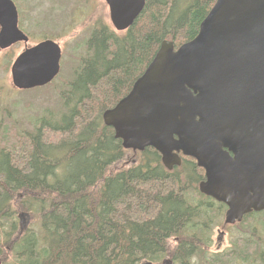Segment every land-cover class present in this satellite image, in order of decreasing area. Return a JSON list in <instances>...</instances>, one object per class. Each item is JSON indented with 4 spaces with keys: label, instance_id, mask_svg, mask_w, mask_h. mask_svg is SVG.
Wrapping results in <instances>:
<instances>
[{
    "label": "trees",
    "instance_id": "trees-1",
    "mask_svg": "<svg viewBox=\"0 0 264 264\" xmlns=\"http://www.w3.org/2000/svg\"><path fill=\"white\" fill-rule=\"evenodd\" d=\"M216 1L146 0L132 27L117 36L112 54L106 46L89 56L90 66L72 83L60 118L45 115L31 132L5 118L0 126L2 264H139L152 254L157 256L149 260L163 258L173 237L190 250L187 264L197 258V264H264V226L256 241L210 251L224 206L206 204L198 189L202 169L186 160L169 171L153 148L125 150L102 118L128 95L164 41L177 49L198 35ZM98 62L101 67L93 66ZM28 215L37 219V229L20 223ZM263 218L264 213L256 215L258 225Z\"/></svg>",
    "mask_w": 264,
    "mask_h": 264
},
{
    "label": "water",
    "instance_id": "water-1",
    "mask_svg": "<svg viewBox=\"0 0 264 264\" xmlns=\"http://www.w3.org/2000/svg\"><path fill=\"white\" fill-rule=\"evenodd\" d=\"M126 32L146 0H106ZM13 0H0V50L29 41ZM52 40L26 47L11 65L13 88L45 87L61 72ZM125 150L155 149L172 170L190 157L205 170L200 192L227 206L225 224L264 211V0H217L198 35L164 41L131 91L103 113ZM0 264L2 256L0 254Z\"/></svg>",
    "mask_w": 264,
    "mask_h": 264
},
{
    "label": "flooded vegetation",
    "instance_id": "flooded-vegetation-1",
    "mask_svg": "<svg viewBox=\"0 0 264 264\" xmlns=\"http://www.w3.org/2000/svg\"><path fill=\"white\" fill-rule=\"evenodd\" d=\"M21 1L24 2L26 0H20V5H21ZM41 1L42 0H30V1L27 0L28 4L24 3V7L26 8L25 10L26 14H24L22 5L18 6L14 2L18 10L19 28L29 38L27 44L25 42H21L15 45H19V44L23 45V50H24L26 47L37 45L46 40H52L60 45L62 49V58L65 50L71 49L72 52L76 54V57H74L73 61H71V64L73 63L72 76H74V78L69 83H67L69 87V91H71L73 88L72 83L74 82L75 78L76 77L78 78L79 75L82 74L84 69L90 66L89 56L95 52L100 53L105 49L106 46L108 47L110 53L112 54L113 48L116 45L117 36L120 37L124 36V31H118L116 27L113 25L110 17V9L106 0H56V1H62L63 6L62 7L57 6L55 9H53L52 7L43 8V4H41ZM50 1L52 3V1L55 0H50ZM30 6H37V8L33 9ZM54 15H57L59 17V23H55V25H53L54 23L53 20L50 25V22ZM47 18H49V20H47ZM31 31L37 32L36 33L37 38L33 40L34 42L32 41V36L34 35L32 34ZM93 66L99 68L102 66V64L98 62V63H94ZM68 92L63 93L64 103L68 102V95H69ZM179 156L182 158L181 165L174 166L172 170L169 171H173L175 168L182 167V165L186 160H188V163H191L193 165L195 164L198 167L197 162L194 159L190 157H185L183 156L182 153L179 154ZM161 161H162V157H161ZM202 170L204 171V178L201 180V182L205 180V170L204 169ZM201 182L198 185V189L200 187ZM202 195L206 199V204L210 205L211 203H217L224 206L223 215L220 216L219 218V225L214 227V228L217 227L216 236L212 237L211 235L212 245H213V248L211 246V250H210L211 252L216 250L218 251L221 250V253L223 252V250L227 246L226 243L227 237L228 238L230 237L229 233L232 229L235 230L236 245H240L242 242H246V241L251 243L252 241L257 240L255 236L258 229L260 228L259 226L262 227L264 226V224L258 225L256 221V215L258 213H264V211L262 212L252 211L248 214H245L240 222H236L233 225L225 224L226 213L228 211L227 206L217 202L211 197H208L204 194ZM198 207H199L198 208L199 213H202L203 215V212H205L206 210H204L202 205ZM207 207L209 208V206ZM25 218L26 217H23L20 220V223L22 225H23V220ZM110 220L112 221V224H115L114 215L111 216ZM198 225L199 222L194 224L192 223L191 227L193 226L196 227ZM193 238L196 237L195 236L191 237L192 240ZM187 242H191V241H187ZM169 245L170 248L168 249V253L160 260L158 259L155 261L149 260L150 258H154L157 256L156 254H152L148 257H142L140 259L141 261L139 262V264H176L177 258H180L182 260V264H187V257H188L187 254L190 250L186 251L184 249V246H182V244L180 243L179 238L178 237L171 238ZM230 248L226 250H229ZM164 252L166 253V250H164ZM195 262L196 264L198 263V258L195 260ZM237 264H246V262L239 261L237 262ZM250 264H254V261L251 262Z\"/></svg>",
    "mask_w": 264,
    "mask_h": 264
},
{
    "label": "rangeland",
    "instance_id": "rangeland-1",
    "mask_svg": "<svg viewBox=\"0 0 264 264\" xmlns=\"http://www.w3.org/2000/svg\"><path fill=\"white\" fill-rule=\"evenodd\" d=\"M13 1L18 6L22 5L24 14H26L24 3H27V0L24 2L21 1V5L20 0ZM62 3V1L56 0L52 1V3L50 0L41 1L43 8L52 7L53 9L57 6L62 7ZM37 6L30 7L35 9ZM47 20H49V18H47ZM53 20V25H55V23H59V17L57 15L52 17L50 25ZM31 32L34 35L32 36L33 41L37 38V32ZM22 50L23 45L21 44L15 45L6 51L0 50V126L6 120L5 118L13 117L22 130L31 132L35 130V127L40 123L43 116L51 115L53 117L51 119H58L64 112L63 93L69 91L67 83L74 78V76H72L73 63L71 64V61H73V58L76 57V54H74L71 49L65 50L61 60V73L55 79V84L53 86L20 91L12 86L10 69L13 63L12 60H15ZM11 61L12 63L10 64L9 62ZM262 220L264 221V218ZM23 225L25 228L37 229L38 221L33 215H28L27 218L23 220ZM216 229L217 227L214 228L212 237L216 236ZM229 236V238L227 237V246L223 251H227L226 249L232 247V243L236 238L234 229L230 231ZM212 252H221V250Z\"/></svg>",
    "mask_w": 264,
    "mask_h": 264
},
{
    "label": "bare ground",
    "instance_id": "bare-ground-1",
    "mask_svg": "<svg viewBox=\"0 0 264 264\" xmlns=\"http://www.w3.org/2000/svg\"><path fill=\"white\" fill-rule=\"evenodd\" d=\"M85 198H86V196H85ZM87 224V223H86ZM91 229V228H90ZM97 233V232H96ZM84 235V234H83ZM78 243V242H77ZM260 249V248H259ZM248 257V256H247ZM79 260V259H78ZM82 261V260H81ZM247 261V260H246Z\"/></svg>",
    "mask_w": 264,
    "mask_h": 264
}]
</instances>
